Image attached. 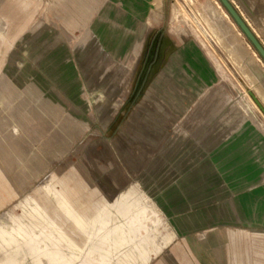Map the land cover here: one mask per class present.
<instances>
[{
  "label": "rangeland",
  "instance_id": "374dc122",
  "mask_svg": "<svg viewBox=\"0 0 264 264\" xmlns=\"http://www.w3.org/2000/svg\"><path fill=\"white\" fill-rule=\"evenodd\" d=\"M197 1L154 0L153 35L129 93L113 104L105 92L83 93L88 128L53 167L65 176L43 178L0 212V264L51 263L38 249L45 236L56 235L40 218L45 214L72 245L62 248L65 257L195 264V254L205 257L198 247L221 233L248 246L241 255L232 244L238 250L232 249L229 264H264V115L249 95L264 106V63L213 0ZM253 29L264 44V22ZM178 41L185 42L186 59ZM193 46L210 64L214 82L200 85L196 79L212 77L204 69L193 72ZM110 105L117 115L94 114ZM160 107L176 111L146 129L150 110ZM81 174L88 180L82 199L89 203L77 207L63 184L65 177ZM100 212L102 225L90 220ZM35 224L42 236L30 242L40 232H26ZM218 246L213 242L206 252L213 261ZM76 256L69 264L77 263Z\"/></svg>",
  "mask_w": 264,
  "mask_h": 264
},
{
  "label": "crops",
  "instance_id": "0c3cea01",
  "mask_svg": "<svg viewBox=\"0 0 264 264\" xmlns=\"http://www.w3.org/2000/svg\"><path fill=\"white\" fill-rule=\"evenodd\" d=\"M229 2L264 48L253 29L264 22V0ZM41 3L0 0V212L16 204L43 178L65 176L66 171L53 167L62 150L88 128L83 93L89 89L105 92L113 95V104L130 92L158 9L154 0H50L37 6ZM177 46L185 58V42L178 41ZM195 50L194 65L187 63L193 72L204 69L212 77L206 81L198 74L196 79L200 85L214 82L210 64ZM111 105L106 110L95 109L94 114L117 115ZM173 111L151 109L146 129L156 127ZM65 178L69 201L82 205L87 178L84 174ZM232 240L218 233L204 242L198 251L205 257L195 254L197 263L229 264L232 249L238 250L231 246L238 244ZM213 242L219 244L212 252L215 261L206 256ZM238 245L241 255L248 252L245 240Z\"/></svg>",
  "mask_w": 264,
  "mask_h": 264
},
{
  "label": "bare ground",
  "instance_id": "6f19581e",
  "mask_svg": "<svg viewBox=\"0 0 264 264\" xmlns=\"http://www.w3.org/2000/svg\"><path fill=\"white\" fill-rule=\"evenodd\" d=\"M216 5L219 7V9L222 11V13L224 14V16L228 19L229 23L236 29L235 24L229 19V16L227 15V13L222 9V7L220 6V4L217 2V0H213ZM195 4H198L199 1L194 0ZM212 26V25H211ZM226 30V29H225ZM227 31V30H226ZM237 32V36H241V33L236 30ZM233 42V40H232ZM230 43V42H229ZM236 43V42H235ZM238 44V43H237ZM233 45V44H232ZM236 45V44H235ZM234 46V45H233ZM240 47V45H239ZM249 47V45H248ZM238 50V49H236ZM240 50V49H239ZM252 56L258 58L257 54L255 53V51L250 50ZM240 53L242 55L245 54L244 51H240ZM239 54V53H237ZM239 57V56H238ZM240 59V58H239ZM249 60V59H248ZM247 61V60H246ZM251 62V61H250ZM252 63V62H251ZM262 64V62H260ZM254 66V65H253ZM262 91V90H261ZM260 91V93H261ZM263 92V91H262ZM264 93V92H263ZM262 94V93H261ZM254 95V94H253ZM255 96V95H254ZM256 97V96H255ZM256 99L258 100V98L256 97ZM264 99V98H263ZM259 101V100H258ZM260 102V101H259ZM260 104L262 105V103L260 102ZM263 106V105H262ZM264 107V106H263ZM31 207V206H30ZM35 208V207H34ZM98 210V209H97ZM40 217V216H39ZM42 220H44V222H46L47 226L50 227L51 229L54 228V232H56V235H49V236H45L44 240H43V244L39 245L38 249L42 250V251H46L48 253L49 258L51 259V263L50 264H63L65 262V264H69V262L71 261V258H75L76 255H74V253L69 254L67 257L62 256L60 254V252L62 251V248L65 249H70L71 248V244L69 240L64 239L63 237H66L62 231L59 229V227L45 214V216L40 217ZM90 220H94L95 222L100 223V225H102V219H101V212L96 215L95 217L91 218ZM72 221L74 222V224L81 229L82 228V222L80 219H72ZM104 225V224H103ZM20 224L17 223V225L15 226V228H19ZM36 228H40V232L39 234L34 237L33 239H31L30 242H34L36 241L40 236H42V226L39 224H35V226L29 228L26 232L30 233L33 229ZM91 232V230L89 232H87L86 237L87 239L89 238V233ZM89 234V235H88ZM9 241V240H8ZM7 242V241H6ZM99 242V241H98ZM102 243V240L100 241ZM107 241L104 240L103 243H106ZM3 243V242H2ZM74 243V242H73ZM37 249V250H38ZM36 250V249H35ZM103 251V250H102ZM101 251V252H102ZM111 253V252H110ZM89 258V259H88ZM77 263L76 264H104V260L102 257H95V258H90L87 255L85 256H76ZM80 261V262H79ZM45 262V261H44Z\"/></svg>",
  "mask_w": 264,
  "mask_h": 264
},
{
  "label": "water",
  "instance_id": "95a60500",
  "mask_svg": "<svg viewBox=\"0 0 264 264\" xmlns=\"http://www.w3.org/2000/svg\"><path fill=\"white\" fill-rule=\"evenodd\" d=\"M220 6L225 10L229 18L232 20V22L236 25V27L239 29V31L242 33L246 41L249 43V45L252 47V49L255 51V53L258 55V57L262 60L264 63V48L259 43L257 38L254 36L252 31L248 28V26L245 24V22L241 19L233 5L229 2V0H217ZM251 99L255 103V105L259 108V110L264 115V107L260 104V102L256 99V97L249 93Z\"/></svg>",
  "mask_w": 264,
  "mask_h": 264
}]
</instances>
